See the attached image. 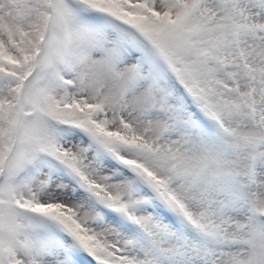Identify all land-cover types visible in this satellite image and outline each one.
Wrapping results in <instances>:
<instances>
[{
	"label": "snow or ice",
	"instance_id": "obj_1",
	"mask_svg": "<svg viewBox=\"0 0 264 264\" xmlns=\"http://www.w3.org/2000/svg\"><path fill=\"white\" fill-rule=\"evenodd\" d=\"M0 264H264V0H0Z\"/></svg>",
	"mask_w": 264,
	"mask_h": 264
}]
</instances>
